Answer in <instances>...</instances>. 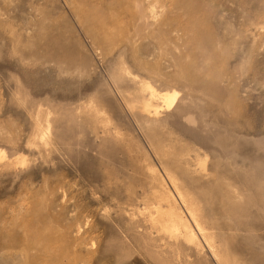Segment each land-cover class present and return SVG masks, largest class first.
<instances>
[{"label":"rangeland","instance_id":"rangeland-1","mask_svg":"<svg viewBox=\"0 0 264 264\" xmlns=\"http://www.w3.org/2000/svg\"><path fill=\"white\" fill-rule=\"evenodd\" d=\"M0 264H264V0H0Z\"/></svg>","mask_w":264,"mask_h":264},{"label":"bare ground","instance_id":"bare-ground-1","mask_svg":"<svg viewBox=\"0 0 264 264\" xmlns=\"http://www.w3.org/2000/svg\"><path fill=\"white\" fill-rule=\"evenodd\" d=\"M145 89L148 92V100H149L148 103L149 104H147L144 107V109L146 111H148V114L150 113V114H153L155 116L156 114H158L161 107H164L166 109V111L167 110L170 111V109L173 108L174 101L176 98V94H174L172 92L158 93L149 85H146ZM155 101L159 103V106L154 107L151 105L152 104L151 102H155ZM165 175H166L165 178L167 179L169 185L172 186V188L174 189L173 193L175 194V197L177 198V200L180 201V203H182L184 205L185 204L184 199H183L182 195L178 192V190L175 188V186L173 184L174 181L171 179V177H169L167 175V173ZM163 195H164V193H163ZM167 197H168V199L173 200L172 195L171 196L167 195ZM167 197H164V198L167 199ZM162 198L163 197H161L160 199H162ZM160 202H162V201H160ZM160 202L158 201L157 203H160ZM164 202H166V201L164 200ZM168 209L169 210L167 211V209H166V213L164 212V214H162V215H161L162 209H161V211H159V209H155L152 213L148 214L149 215L148 216V222H149L150 226H152V227L156 226V225L159 226L158 228H160V230L162 232L166 233L169 236L168 238H171V239L173 238L175 241L176 240L183 241L184 244L186 246H188L187 248L192 247L195 250H198L201 247V243H203L206 247V250L209 251L208 253H210L211 257L217 261L218 256H217V253H216V250L214 247V241H213L214 238L207 234L206 230L199 223L195 214L191 210L186 208V211H185L186 217H184L182 214L181 215L178 214L179 211L178 212H175V210L172 211L173 208H168ZM170 209H172V210H170ZM161 222H163V224Z\"/></svg>","mask_w":264,"mask_h":264}]
</instances>
